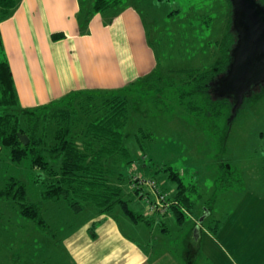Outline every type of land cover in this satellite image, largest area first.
I'll return each instance as SVG.
<instances>
[{
  "label": "rangeland",
  "instance_id": "rangeland-1",
  "mask_svg": "<svg viewBox=\"0 0 264 264\" xmlns=\"http://www.w3.org/2000/svg\"><path fill=\"white\" fill-rule=\"evenodd\" d=\"M118 3L120 6L130 3L137 9L142 31L155 55L153 66H156L144 76L146 83L141 78L134 80V91L125 97L128 101L133 96L142 99L129 102L131 120L123 134L131 162L125 165L123 173L153 177L158 184H164L168 194H173L177 183L160 170L164 165L171 166L185 185L197 187L199 196L191 195L194 206L190 214L197 222L202 218V226L197 233L189 234L188 216L180 225L173 213L165 216L156 213L151 225L146 226L132 222L120 206L101 214L95 207L84 204L83 210L75 214L63 200L43 202L45 175L30 167L29 161L20 165L12 163L8 150L3 148L0 150V190L11 177L22 181L27 201L41 202L43 219L55 235L44 233L23 217L15 200L0 197V264H71L66 240L79 235L87 225H97L99 216H104L102 222L117 225V235L136 241L141 247L146 246L149 238L162 239L170 249L181 252L185 264H194L196 258L195 264H264V84L245 97L234 116H228V109L217 121L189 115L179 105V92L189 88L181 84L184 78L177 71L208 69L213 65L217 57L215 41L223 34L231 4L228 0L161 3L118 0L116 6ZM105 91L109 94L115 90ZM199 94L191 97L201 104L204 96ZM83 98L74 96L77 102L73 103L68 99L65 103L56 100L53 114L67 110L76 114L84 110L87 103ZM154 98L159 101L157 106L152 103ZM142 127L150 130L152 137L142 138L138 134V128ZM142 154L150 160L143 161ZM218 179L231 187L216 191ZM122 188L129 208L151 219L144 201L131 192L128 180ZM148 191L151 193V189ZM151 196L154 200L155 196L152 193ZM108 236L105 228L99 238L107 240ZM83 240L78 237V242Z\"/></svg>",
  "mask_w": 264,
  "mask_h": 264
},
{
  "label": "trees",
  "instance_id": "trees-1",
  "mask_svg": "<svg viewBox=\"0 0 264 264\" xmlns=\"http://www.w3.org/2000/svg\"><path fill=\"white\" fill-rule=\"evenodd\" d=\"M106 1H86L88 16L115 6L118 0L114 3ZM163 1L165 0H154L155 3ZM258 1L264 6V0ZM16 2L17 0H12L11 3L8 0H0V21L12 15ZM236 39L230 11L223 34L215 41L217 57L213 65L208 69L177 71L184 78L181 84L189 88L188 91L179 92V105L181 104L189 115L209 117L214 121L220 120L228 109V116L231 115V101L214 95L211 86L225 72ZM145 78L147 77L139 80L146 83ZM135 84L133 82L124 90L112 91L109 94L105 90L82 91L78 95L71 93L72 95L58 100L57 103H65L66 99L73 103L77 102L73 99L74 96H84L83 100L87 105L76 114L72 113L73 110H67L54 115L55 101L23 108L19 103L0 34V150H8L12 163L20 165L29 161L30 167L45 175L47 185L41 192L43 202L63 200L75 214L83 210L84 204L95 207L101 214L120 206L132 222L150 225L149 217L136 214L129 208L122 187L128 180L131 192L145 203L146 200L153 199L152 190L151 193L148 191L153 182L156 190L166 195V201L170 205L168 211L174 214L177 224L181 225L194 206L191 195L196 194L195 185H185L181 175L169 165H164L160 170L165 171L168 178L177 183L173 194H168L160 188L153 177L148 178L136 173L125 176L123 173L125 165L131 162V153L125 145L123 134L131 120L129 102L137 103L142 99L133 96V99L128 101L125 98L134 91ZM195 93L204 96L200 99L201 104L192 99L191 96ZM153 100L152 103L157 106L159 101H155V98ZM138 134L142 138L152 137L151 131L145 127L138 128ZM20 135L27 137L26 144L20 140ZM146 159L148 161L150 157L142 154V160ZM143 166L146 167V163H143ZM230 187V184L221 179L217 180L216 191ZM0 197L15 200L21 215L34 222L39 230L46 234L54 233L43 219L41 202L27 201V190L22 181L9 178L0 190ZM148 213L151 216L157 215V211ZM91 236L93 237L94 233H91Z\"/></svg>",
  "mask_w": 264,
  "mask_h": 264
},
{
  "label": "crops",
  "instance_id": "crops-1",
  "mask_svg": "<svg viewBox=\"0 0 264 264\" xmlns=\"http://www.w3.org/2000/svg\"><path fill=\"white\" fill-rule=\"evenodd\" d=\"M86 1L17 0L12 15L0 21L3 50L21 107L47 104L76 90H124L155 70V55L137 9L118 3L88 16ZM103 218L68 237L71 264H185L181 252L162 239L149 238L141 247L117 235V225L104 223ZM188 218L189 234L197 233L202 218L197 222L190 213ZM105 228L109 236L102 240ZM78 237L85 240L78 242Z\"/></svg>",
  "mask_w": 264,
  "mask_h": 264
},
{
  "label": "water",
  "instance_id": "water-1",
  "mask_svg": "<svg viewBox=\"0 0 264 264\" xmlns=\"http://www.w3.org/2000/svg\"><path fill=\"white\" fill-rule=\"evenodd\" d=\"M232 28L237 39L225 72L213 83L211 92L229 99L234 116L245 97L264 84V6L258 0H229ZM26 144L27 137L20 135Z\"/></svg>",
  "mask_w": 264,
  "mask_h": 264
},
{
  "label": "built area",
  "instance_id": "built-area-1",
  "mask_svg": "<svg viewBox=\"0 0 264 264\" xmlns=\"http://www.w3.org/2000/svg\"><path fill=\"white\" fill-rule=\"evenodd\" d=\"M151 190L155 199L153 200H146V209L148 212L157 211V213L164 214L169 210V203L166 201V195L160 191L156 190L154 183L151 182Z\"/></svg>",
  "mask_w": 264,
  "mask_h": 264
}]
</instances>
